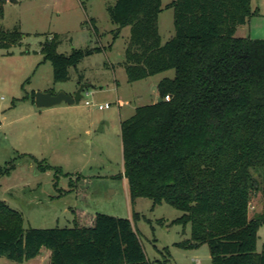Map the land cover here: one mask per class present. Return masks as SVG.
<instances>
[{
	"label": "trees",
	"instance_id": "1",
	"mask_svg": "<svg viewBox=\"0 0 264 264\" xmlns=\"http://www.w3.org/2000/svg\"><path fill=\"white\" fill-rule=\"evenodd\" d=\"M164 8L173 10V35L162 43L161 0H114L108 7L113 39L129 27L127 82L174 70L157 83L160 102L120 121L129 197L181 211L172 223L189 224V238L174 245L206 244L209 264H264V245L256 251L264 213L249 215L251 196L264 190V39L235 35L255 11L250 0H171ZM21 34L0 26V49L20 44ZM59 43L54 34L40 46L53 82L67 81L69 68L92 52L59 53ZM133 220L96 213L77 216L71 227H25L20 212L0 200V256L20 263L46 248L48 264H154Z\"/></svg>",
	"mask_w": 264,
	"mask_h": 264
},
{
	"label": "rangeland",
	"instance_id": "2",
	"mask_svg": "<svg viewBox=\"0 0 264 264\" xmlns=\"http://www.w3.org/2000/svg\"><path fill=\"white\" fill-rule=\"evenodd\" d=\"M170 1L161 0L157 18L162 43L173 35V10L164 8ZM113 4L114 0L2 4L0 26L17 27L22 37L20 44L0 49V200L20 212L25 227H71L77 216L85 220L96 213L128 219L134 215L145 256L154 264H209L206 244L192 249L174 245L189 238V224L172 223L181 211L165 202L152 206L150 199L129 197L122 177L120 121L131 116L134 107L156 102L158 81L172 78L174 70L127 82L122 61L129 27L113 39L115 24L108 12ZM250 6L255 13L235 35L264 39V0H250ZM54 34L60 39L59 53L92 50L69 68L65 82H53L51 63L40 53L41 44ZM79 84L87 85L79 103L38 108L31 102L32 91L48 86L75 91ZM105 103L108 108L97 107ZM258 212L264 213V190L250 198L249 215ZM263 245L264 222L257 230L256 251ZM0 264L27 263L0 256Z\"/></svg>",
	"mask_w": 264,
	"mask_h": 264
},
{
	"label": "water",
	"instance_id": "3",
	"mask_svg": "<svg viewBox=\"0 0 264 264\" xmlns=\"http://www.w3.org/2000/svg\"><path fill=\"white\" fill-rule=\"evenodd\" d=\"M86 86V84H79L73 94L66 93L63 90H59L57 92L36 91L34 92L33 103L38 108H48L62 102H65L69 105L79 103V101L83 98V91ZM160 101L161 98L158 97L157 102Z\"/></svg>",
	"mask_w": 264,
	"mask_h": 264
},
{
	"label": "crops",
	"instance_id": "4",
	"mask_svg": "<svg viewBox=\"0 0 264 264\" xmlns=\"http://www.w3.org/2000/svg\"><path fill=\"white\" fill-rule=\"evenodd\" d=\"M51 90L52 91L54 90L55 92H57L59 90H63L66 93H70L71 94V93H73L74 88H68L66 90L59 88V89L55 90V89H53V88H51V87L48 86L47 89H44L43 91H51ZM135 108L136 107H134L133 109H135ZM49 256H50V251L48 249H46V248H41L40 254L38 256H36L35 258H32L30 260L24 261V262L27 263V264H41L42 263L41 258H43L44 259L43 262L45 264H48L49 263Z\"/></svg>",
	"mask_w": 264,
	"mask_h": 264
},
{
	"label": "built area",
	"instance_id": "5",
	"mask_svg": "<svg viewBox=\"0 0 264 264\" xmlns=\"http://www.w3.org/2000/svg\"><path fill=\"white\" fill-rule=\"evenodd\" d=\"M85 104H89V102L87 101V100H85ZM108 106H109V103H105V104H103V105H101V104H98L97 105V107L99 108V109H102V108H108Z\"/></svg>",
	"mask_w": 264,
	"mask_h": 264
}]
</instances>
